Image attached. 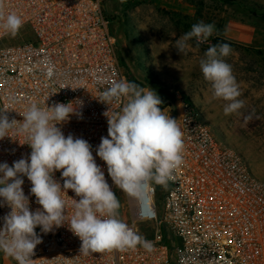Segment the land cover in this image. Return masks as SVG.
<instances>
[{
    "label": "built area",
    "instance_id": "1",
    "mask_svg": "<svg viewBox=\"0 0 264 264\" xmlns=\"http://www.w3.org/2000/svg\"><path fill=\"white\" fill-rule=\"evenodd\" d=\"M2 4L5 14L16 13L24 24L15 36L0 31V112L18 122L0 139V163L12 166L30 156L26 137L17 129L31 104L45 108L69 103L75 114L56 126L65 137L88 141L120 201L119 218L153 243L151 251L137 246L85 254L66 221L48 233L35 229L42 242L34 249L32 264H172L164 229L176 241L172 253L176 264H264V181L178 94L171 117L183 132L184 163L167 188L150 182L142 197H134L111 180L96 149L101 137L108 136L105 112L111 116L123 102L108 106L99 98L111 83L130 79L117 58L116 38L102 0H2ZM61 171L53 178L63 186ZM23 179L34 212L42 206L30 192L31 182ZM62 196L70 219L73 199L80 197L70 189ZM10 211L9 206H0V228ZM0 264L17 262L0 252Z\"/></svg>",
    "mask_w": 264,
    "mask_h": 264
},
{
    "label": "clouds",
    "instance_id": "2",
    "mask_svg": "<svg viewBox=\"0 0 264 264\" xmlns=\"http://www.w3.org/2000/svg\"><path fill=\"white\" fill-rule=\"evenodd\" d=\"M23 19L14 12L5 14L0 0V31L15 36L23 27ZM214 23L203 20L175 40L174 47L182 56L193 47L209 42L218 35ZM232 52L228 43L209 44L199 61L204 79L209 82L214 99L225 101L224 114L238 113L244 101L230 63L226 58ZM99 101L108 106L123 102L120 110L109 116L108 136L101 137L96 155L107 165L113 183L130 196L142 197L150 182L167 188L174 172L184 163L183 132L177 119L165 114L162 100L151 88L121 79L111 83L100 95ZM75 108L57 102L45 108L33 103L22 114L23 121L17 129L26 137L31 148L28 158L0 163V206L11 211L3 217L0 228V252L13 258L17 264H32L34 249L41 238L35 229L44 233L66 221L70 230L82 241L81 252L126 251L143 247L153 248L152 241L140 235L119 218L121 207L115 192L97 165L92 146L82 138L64 133L56 125L66 121ZM252 119L249 114L245 124ZM9 120L6 111L0 112V139L8 136L17 125ZM61 171L63 186L53 178ZM31 182L30 192L42 206L34 212L29 209V198L24 194L23 177ZM73 190L79 200L73 199L74 209L70 219L62 192Z\"/></svg>",
    "mask_w": 264,
    "mask_h": 264
},
{
    "label": "rangeland",
    "instance_id": "3",
    "mask_svg": "<svg viewBox=\"0 0 264 264\" xmlns=\"http://www.w3.org/2000/svg\"><path fill=\"white\" fill-rule=\"evenodd\" d=\"M103 1V0H102ZM104 15L116 38V55L131 82L153 89L172 115L174 94L196 110L216 137L237 152L250 172L264 181V0H106ZM203 20L218 35L182 56L175 40ZM231 46V64L244 107L224 114L199 67L209 44ZM249 114L252 119L245 124Z\"/></svg>",
    "mask_w": 264,
    "mask_h": 264
},
{
    "label": "trees",
    "instance_id": "4",
    "mask_svg": "<svg viewBox=\"0 0 264 264\" xmlns=\"http://www.w3.org/2000/svg\"><path fill=\"white\" fill-rule=\"evenodd\" d=\"M106 2V0H103L102 1V4H104ZM104 6V5H103ZM106 17V16H105ZM107 18V17H106ZM260 19H261V21L264 23V14L263 15H261L260 16ZM111 31V30H110ZM112 33V32H111ZM216 43H223V41H221L220 39H214V44H216ZM163 103H162V105H161V108L163 109V108H165V107H171L172 105L169 103V102H167V101H162ZM157 186V188L159 189L160 188V186L159 185H156ZM163 233H164V237H165V239L168 241V243H169V245H170V249H171V263L172 264H176V262H175V259H174V257L172 256V253H173V251H174V249H175V247H176V241H175V239H174V237L171 235V233L170 232H168V230H166V229H164V231H163Z\"/></svg>",
    "mask_w": 264,
    "mask_h": 264
}]
</instances>
